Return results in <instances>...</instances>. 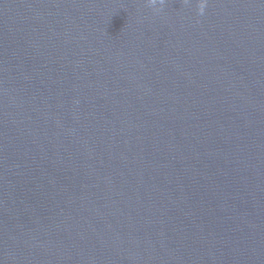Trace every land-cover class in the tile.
<instances>
[{
  "label": "water",
  "instance_id": "water-1",
  "mask_svg": "<svg viewBox=\"0 0 264 264\" xmlns=\"http://www.w3.org/2000/svg\"><path fill=\"white\" fill-rule=\"evenodd\" d=\"M157 7L0 0V264H264V0Z\"/></svg>",
  "mask_w": 264,
  "mask_h": 264
},
{
  "label": "clouds",
  "instance_id": "clouds-1",
  "mask_svg": "<svg viewBox=\"0 0 264 264\" xmlns=\"http://www.w3.org/2000/svg\"><path fill=\"white\" fill-rule=\"evenodd\" d=\"M148 2L154 10L159 11L160 9L157 7V5L162 7L165 3V0H148ZM200 13L203 14V10H201Z\"/></svg>",
  "mask_w": 264,
  "mask_h": 264
}]
</instances>
